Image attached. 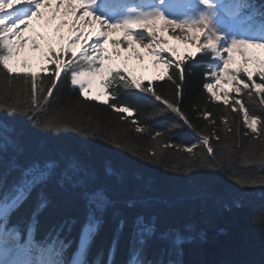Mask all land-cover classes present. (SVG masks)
<instances>
[{"label": "snow or ice", "instance_id": "1", "mask_svg": "<svg viewBox=\"0 0 264 264\" xmlns=\"http://www.w3.org/2000/svg\"><path fill=\"white\" fill-rule=\"evenodd\" d=\"M146 2L147 7L131 9L136 14L134 17L128 15L122 19H113L106 12L109 7L106 0H0V74L3 75L8 93L7 100L12 101H0V112L26 118L30 121L28 124L31 130L42 137L68 131L77 135L89 133L83 138L101 139L124 151H129L126 144H131L135 149L136 141L130 140V136L138 134L139 138L148 137L155 142L151 152L147 149L144 151L149 163L158 161L161 153L155 149L161 146L165 150L176 149L186 156V163L177 165L176 171L182 166L204 162L201 167H190L182 171L189 179L193 173H199L202 169L217 171L218 157L227 152L230 160L241 161L236 166L246 172L248 178L243 180H250L255 173L247 170L257 164L244 154L251 146H258L264 152V59L250 50H264V36L222 42L221 37L210 30L208 16L201 11L193 16L195 18H187L192 15H172L184 7L185 0ZM201 3L204 10L216 9V0H201ZM45 9L50 12L49 24L56 21L57 17H63L55 27V32L59 34L56 38H49L34 26L35 22L45 18ZM65 27H68L67 36L62 34ZM136 29L144 31L137 34ZM168 30L172 31V40L190 44L197 53L202 54L201 59L207 57L211 61L203 73L202 89L207 95L203 104H198L195 109L200 114L198 118L205 122L207 131L198 130L199 125L193 123L181 106L186 81L185 64L186 61L194 60V57L189 53L181 58L176 47L166 46L163 33ZM120 32L123 33L122 37L113 39L114 34ZM93 36L97 39L90 43ZM99 38H103V42ZM110 43L114 49L112 52L108 47ZM30 50L31 53H38L42 61L39 72L32 70L35 65L27 58ZM163 53L169 55L164 56ZM236 53H240L243 61L233 67L238 63ZM149 57L150 64L147 62ZM121 59L122 63L119 62ZM253 63L258 67H251ZM157 68H162L163 74L155 76V80L162 81L167 75L171 96L157 91L152 86V79L145 83L144 78L136 74V70L148 73ZM170 70L171 74H168ZM63 82L78 90V98L73 101L77 106H106L114 113L117 123L123 126L119 130L121 136H110L105 141L104 132L79 117L73 116L74 120H78L74 124L72 120L51 118L55 102L53 93L58 91V85ZM134 91L151 95L167 110L177 113L195 131L199 142L178 145L170 142L164 133L153 131L144 124L137 116L139 110L121 99L122 94ZM211 102H219L227 110L217 115L208 106ZM130 116L132 120H129ZM0 128V150L11 149L23 154L25 148L22 137L25 131L3 123H0ZM42 147L47 148V145ZM12 165L20 166L15 158ZM258 165L264 167V155L259 157ZM24 170L41 181L58 177L60 187L68 185L73 190H79L81 200L101 213L116 207L107 188L100 185L101 172L87 165L76 154L49 158L43 162L37 160L28 164ZM102 175L121 184L128 179L125 173L107 162ZM233 182L242 187H264V182L241 183L239 179ZM153 202L151 197L141 196L128 201L126 207L143 209ZM164 203L171 205L169 201ZM236 206L239 207V204ZM155 220L154 216H146L143 212L134 217L133 237L140 247L137 256L129 264H133L137 257L146 254L152 245L160 242L170 243L178 258L167 261L139 259V264H183L179 258L183 255L182 245L196 239L191 234L190 226L185 232L158 231ZM124 223L125 220H121V226ZM200 238H203V233Z\"/></svg>", "mask_w": 264, "mask_h": 264}, {"label": "trees", "instance_id": "2", "mask_svg": "<svg viewBox=\"0 0 264 264\" xmlns=\"http://www.w3.org/2000/svg\"><path fill=\"white\" fill-rule=\"evenodd\" d=\"M256 3L264 11V0H256ZM192 56L194 60L185 64L186 81L181 106L193 123L199 125L198 130L207 131L205 122L198 118L200 114L195 109L198 104H203L207 95L202 89L203 73L211 61L207 57L201 59V53ZM240 63L242 61L238 62V66ZM152 86L157 91L172 95L167 75ZM78 95V90L67 82L58 85V91L53 93L55 102L51 118L72 120L74 124L78 122L73 119L76 116L104 132L105 141L110 136L119 138V130L123 126L117 123L116 115L106 106H77L73 101ZM7 96L3 75L0 74V101L7 100ZM121 99L138 109V118L153 131L164 133L170 142L178 145L199 142L195 131L177 113L167 110L151 95L134 91L122 94ZM208 106L217 115L227 110L219 102H211ZM58 108L62 110L57 111ZM132 119L130 116L129 120ZM0 123L23 129L26 133L22 137L23 154L11 149L0 150V192L17 199L18 207L11 221L21 224L22 229L32 226L38 243L63 248L65 255H72L78 252L79 239L84 232L89 237L85 264H129L140 247L133 237L132 221L143 212L156 218L158 231L185 232L190 226L196 239L182 245L183 255L179 258L183 264H264V187H242L233 182L234 179L241 180V183L264 182V167L258 165L264 152L258 146H251L244 154L257 164L247 170L255 173L250 180H243L248 178L246 172L236 166L241 161L230 160L227 152L218 157L217 171L202 169L189 179L182 171L201 167L204 162L182 166L178 172L176 166L185 164L186 156L176 149L165 150L161 146L155 149L161 153L158 161L149 163L144 151L151 152L155 142L148 137L139 138L138 134L129 137L136 141L135 149L126 144L129 151H124L101 139H84L89 133L77 135L68 131L42 137L31 130L30 121L26 118L9 116L7 112H0ZM44 144L47 148L42 147ZM72 154L80 156L87 165L101 172L100 185L107 188L116 202L115 209L101 213L81 200L79 190H73L68 185L60 187L58 177L41 181L24 170L34 161L43 162ZM14 158L19 167H13ZM106 162L125 173L128 179L121 184L104 178L102 172ZM141 196L151 197L154 202L143 209L126 207L128 201ZM164 201L171 202V205ZM121 220H125L123 226ZM201 233L203 238H200ZM46 235V239H42ZM71 235L76 236V240L67 242V237ZM114 239L118 242L110 246ZM177 258L168 242H160L137 257L133 264H139V259L167 261Z\"/></svg>", "mask_w": 264, "mask_h": 264}, {"label": "rangeland", "instance_id": "3", "mask_svg": "<svg viewBox=\"0 0 264 264\" xmlns=\"http://www.w3.org/2000/svg\"><path fill=\"white\" fill-rule=\"evenodd\" d=\"M44 11L46 12L45 18L43 20H40L38 22H35V24L37 26L41 27L42 31L47 36H49V38H56L58 36H57V33L55 32V27L59 23L60 19L63 18V17L62 16L61 17H57V20L56 21H54L51 24H49L48 21H49V17H50V12L47 9H45ZM80 11L82 12L83 9H81ZM209 25H210V28L214 30V27H215L214 24L209 23ZM63 30L65 31V33H62V34H64L65 36H67V34H68V27H65ZM166 32H168L169 33V36L171 37L172 31L171 30H168ZM119 34H121V37H122L123 33L120 32ZM95 38L96 37L93 36L92 40H94ZM115 38H119L120 39V36L116 35ZM184 49L189 50L188 48H184ZM258 51H259L258 53H260V55L262 56V59H263L264 58V50L258 49ZM250 66L258 67V65H256L255 63L251 64ZM155 76H157V73L155 71H150V72L147 73V77L149 79H155Z\"/></svg>", "mask_w": 264, "mask_h": 264}, {"label": "bare ground", "instance_id": "4", "mask_svg": "<svg viewBox=\"0 0 264 264\" xmlns=\"http://www.w3.org/2000/svg\"><path fill=\"white\" fill-rule=\"evenodd\" d=\"M253 32H255V30H253ZM2 195V191L0 192V196ZM122 231V230H121ZM133 232H134V229H133ZM46 237H47V235L45 236V237H43L42 239H46ZM67 237V236H66ZM67 242H71V241H75L76 240V236H74V235H71L70 237H67ZM115 242H118L117 240H112V244L110 245V246H112L113 244H115ZM169 244V247L171 246L170 245V243H168ZM113 247H115V246H113Z\"/></svg>", "mask_w": 264, "mask_h": 264}]
</instances>
